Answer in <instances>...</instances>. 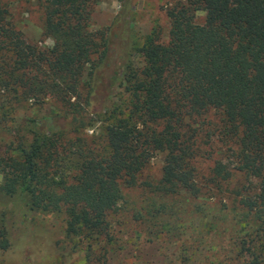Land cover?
Masks as SVG:
<instances>
[{"label":"trees","instance_id":"trees-1","mask_svg":"<svg viewBox=\"0 0 264 264\" xmlns=\"http://www.w3.org/2000/svg\"><path fill=\"white\" fill-rule=\"evenodd\" d=\"M2 1L0 130L22 102L52 99L62 112L24 118L9 139L0 138V192L21 196L30 210L63 213L72 248L85 264H99L118 240L109 218L124 201L121 185H138L163 153L157 181H141L148 195L137 220L152 227L150 238L180 219L179 204L166 198L195 199L190 212L213 211L205 227L220 228L230 245L212 264H264V0L175 1L165 8L166 36L153 31L135 46L116 30L130 0H120L122 17L104 30L91 27L99 0H36L50 46L29 42ZM113 90L121 102L103 110ZM209 111L233 164L215 160L203 182L200 126L191 122ZM96 123L98 137L79 135ZM70 151L76 166L66 163ZM234 173L250 187L229 189ZM206 190L226 200L203 204ZM180 245L176 262L188 264L194 245ZM7 247L1 226L0 249Z\"/></svg>","mask_w":264,"mask_h":264},{"label":"rangeland","instance_id":"rangeland-1","mask_svg":"<svg viewBox=\"0 0 264 264\" xmlns=\"http://www.w3.org/2000/svg\"><path fill=\"white\" fill-rule=\"evenodd\" d=\"M175 1L185 0H130V11H127L123 20L119 22V28L116 27L119 37L131 40L134 46L140 45L144 37L152 34L153 31H159L164 38L169 28L165 8ZM2 2L7 5L11 17L29 42L38 46L53 44L51 38L44 33L43 11L36 0H3ZM121 10L120 0H99L92 7V29L104 30L112 26L118 16L122 17ZM204 17L205 12L202 10L195 13L198 23H202ZM120 102L117 91L113 90L110 97L105 100L103 110H110L113 108L112 104ZM58 112H62V107L52 99L47 100L43 105L32 101L22 102L15 110L14 117H11L9 127L0 130V138L2 137L4 141L9 139L11 133L8 130L18 127L24 118L54 116ZM216 116L215 111H209L194 121L196 123L191 122L193 126H200L198 138L196 136V145L199 148L196 165L203 182L206 181L204 178L209 177V169L215 160L233 164L230 152L226 150V144L223 145V139L210 128L215 124ZM100 133V124L96 123L94 127L86 130L82 128L78 134L95 138ZM70 153L71 151L65 156L66 163L76 166L77 156ZM162 158L163 153L153 156L139 177L138 185L134 187L121 185L124 201L109 218L118 240L116 246L109 250L107 258H102L99 264H177L181 241L182 249L186 245H194L189 250L188 264H212L227 254L230 245L226 233L220 228L208 230L204 224L210 215L215 213L209 210L203 214L190 212L195 199L166 198L169 202L175 201L179 204L180 219L172 218L170 221L175 224L174 229L164 230L158 238H150L147 232L148 228L152 227H149L147 222L137 220L138 212L143 208L148 195L146 194L148 188L143 186L141 181L145 183L157 181L160 177ZM233 185L241 188L250 187L249 181L238 173H234L229 189ZM221 198L226 200L222 194L206 190L198 200L213 206L220 205ZM159 200L163 201V198ZM0 218H2L0 227L5 229L8 239V247L4 250L0 249V264H85L83 252L72 248L70 235L65 231L63 213L33 211L27 207L21 196H8L0 192ZM224 224L219 222L221 226ZM185 242L186 245L183 246ZM79 248L84 249L82 245H78L77 249Z\"/></svg>","mask_w":264,"mask_h":264}]
</instances>
